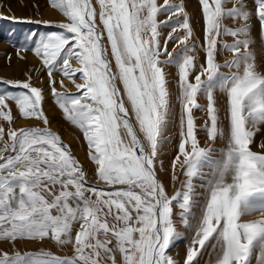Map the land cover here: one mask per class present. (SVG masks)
I'll use <instances>...</instances> for the list:
<instances>
[{"label":"snow or ice","instance_id":"1","mask_svg":"<svg viewBox=\"0 0 264 264\" xmlns=\"http://www.w3.org/2000/svg\"><path fill=\"white\" fill-rule=\"evenodd\" d=\"M198 2L202 37L183 0H48L65 20L35 22L61 31L14 46L47 70L95 183L51 130L31 76L0 81V264H264V141L252 147L264 126V71L251 23L264 39V0L252 10L247 0ZM17 119L38 123L14 128ZM172 126L178 144L165 170ZM177 216L188 232L179 261L169 254L181 238ZM45 241L71 255L21 247Z\"/></svg>","mask_w":264,"mask_h":264},{"label":"rangeland","instance_id":"2","mask_svg":"<svg viewBox=\"0 0 264 264\" xmlns=\"http://www.w3.org/2000/svg\"><path fill=\"white\" fill-rule=\"evenodd\" d=\"M175 2V0H174ZM186 11L190 16V23L192 24L194 31L198 37H202V18H201V6L198 0H183ZM249 10L253 9L254 0H247ZM38 5V8L33 7ZM231 7V4L228 5ZM0 81H25L29 76L32 78V84L35 87L43 89L44 102L43 110L50 121L51 130L57 132L64 143L71 147L73 155L83 165L88 174L89 184L95 183L93 176L94 166L90 163L87 152V144L83 139L82 133L73 125L68 122L62 111L58 108L53 95L50 90L49 77L47 70L42 65V62L37 58L31 51L21 52L20 55L25 57L20 59L17 55V45L25 36L29 33H44L49 31H61L58 27L45 25L43 23H36L35 21H51L54 23H60L65 20L63 15L58 11L50 7L48 0H0ZM15 18V19H13ZM161 19H164L162 16ZM31 21V22H27ZM229 26H232V21H226ZM252 39L254 41L253 51L256 55L257 66L260 71H264V39L260 36V25L259 22L253 17L252 21ZM199 25V26H198ZM201 26V27H200ZM201 29V30H200ZM168 29H165L167 33ZM225 40L231 43L232 38L226 37ZM230 54L220 57L221 63L225 59H229ZM73 63V67H78L77 64ZM227 71V69H223ZM79 74H77L78 76ZM54 78L59 80L60 74L54 73ZM77 83L81 81L77 79ZM65 85L70 94L77 93L75 87L68 81L65 80ZM0 87H6V85H0ZM56 88L58 91H64L57 83ZM172 91L175 92L176 85L173 82L171 84ZM203 103V101H201ZM15 114V108L13 109ZM223 114V113H222ZM204 114L197 112L196 116L202 117ZM203 122L202 120L200 121ZM38 122L35 120H24L17 119L14 128L25 127L29 124L35 125ZM226 123V122H225ZM43 126V125H40ZM167 136L170 142H166L161 147L160 160L163 162V168L168 170L170 168L171 160L176 152L178 144V127L172 126L168 129ZM7 139V137H5ZM201 146H204L205 134L200 133ZM256 143L252 146L254 151H259V144L264 141V126L261 127V131L257 133L255 137ZM224 144L218 141L215 145L216 148L223 147ZM0 147H3L0 142ZM219 151L212 154L213 159H219ZM205 172H208L207 167L204 168ZM161 180L169 186L171 192L170 180L167 171H161L159 173ZM178 212V210H177ZM179 218L177 216V230L181 232V238L171 247L169 254L172 255L178 261L185 254V248L187 240L185 237L188 236V232L182 225L179 224ZM0 247L6 248L7 245L0 244ZM23 250H38L43 247L45 250H50L56 255L64 256L71 255L69 248L60 249L52 242L45 241L42 244L33 243L21 246Z\"/></svg>","mask_w":264,"mask_h":264},{"label":"bare ground","instance_id":"3","mask_svg":"<svg viewBox=\"0 0 264 264\" xmlns=\"http://www.w3.org/2000/svg\"><path fill=\"white\" fill-rule=\"evenodd\" d=\"M199 26V25H198ZM201 27V26H200ZM201 30V29H200Z\"/></svg>","mask_w":264,"mask_h":264}]
</instances>
